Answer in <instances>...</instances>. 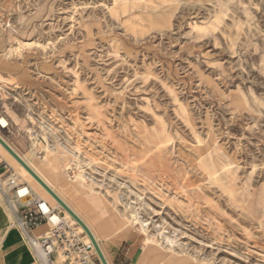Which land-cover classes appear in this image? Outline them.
I'll list each match as a JSON object with an SVG mask.
<instances>
[{"label":"rangeland","instance_id":"obj_1","mask_svg":"<svg viewBox=\"0 0 264 264\" xmlns=\"http://www.w3.org/2000/svg\"><path fill=\"white\" fill-rule=\"evenodd\" d=\"M0 114L110 264H264V0H0Z\"/></svg>","mask_w":264,"mask_h":264},{"label":"built area","instance_id":"obj_2","mask_svg":"<svg viewBox=\"0 0 264 264\" xmlns=\"http://www.w3.org/2000/svg\"><path fill=\"white\" fill-rule=\"evenodd\" d=\"M0 178L11 187L17 199L20 187L26 185L10 165L0 158ZM0 193L7 197L6 189L0 183ZM30 193L24 196L27 198ZM16 214V227L20 229L39 264H102L91 240H87L86 233L78 225L65 218L64 214L50 207L42 208L38 199H27L19 202L18 207L11 205ZM57 213L56 221H51L49 214ZM19 213V214H17ZM41 224L46 229L38 233L32 230Z\"/></svg>","mask_w":264,"mask_h":264},{"label":"crops","instance_id":"obj_3","mask_svg":"<svg viewBox=\"0 0 264 264\" xmlns=\"http://www.w3.org/2000/svg\"><path fill=\"white\" fill-rule=\"evenodd\" d=\"M0 136L19 156H22V154L19 153L1 135V133ZM0 154L7 156L6 155L7 153H0ZM2 181L3 180L0 179V182ZM26 181H27L26 183H28L29 185L33 184L30 183V181L28 180ZM55 185H58V175L56 177ZM55 185L54 188L56 187ZM2 186H4V184H2ZM9 191L10 190H7L6 192L8 193ZM63 191H64L63 197H65V199L68 202L70 201V199L72 200L76 199L77 206L74 207L78 209L80 214L83 215V217H85L88 222L90 221L92 222V220H97V219L100 220L102 216V212L99 210V208L95 204H93L89 199H87L85 196H82L74 187L68 186ZM3 196L4 195L0 194V264H39L38 261L35 259L30 247L28 246V243L24 238L22 231L18 229L15 225L11 224V219L12 217L14 218V216L16 217V214L13 212L12 209L9 208L8 210L6 208L5 204L3 203V201L5 200ZM79 209H81V211ZM109 218L106 221V224L108 225H100L103 232L99 231L98 228L94 227L93 225L90 226L94 230L96 235L99 237V241L103 248L105 257L110 264L111 257L109 259L110 256L109 252L112 253L111 255L113 256L112 258L117 262L119 260L120 254L122 253V247L124 243H121L119 246L116 247L114 243L115 241H109L107 244L108 249H105V245H103L101 239L113 232L111 230H113L114 225L117 227L121 226L119 225V222L113 217L111 212ZM45 229H46V225L41 224L40 226L33 229L32 233L35 234ZM104 231H107V233H104ZM108 231L111 232L108 233Z\"/></svg>","mask_w":264,"mask_h":264},{"label":"bare ground","instance_id":"obj_4","mask_svg":"<svg viewBox=\"0 0 264 264\" xmlns=\"http://www.w3.org/2000/svg\"><path fill=\"white\" fill-rule=\"evenodd\" d=\"M31 45V42H28V41H22L21 44H18L15 46V49H20L21 47L23 46H26V47H30ZM8 125V122L7 120L0 114V126L2 127H5ZM1 137V136H0ZM2 138V137H1ZM0 148L5 152L7 153L13 160L14 162L16 163V165L19 166V169H20V174H18L20 176V178L22 177V174H23V170L24 169L26 172L28 171L1 143H0ZM12 149V148H11ZM13 150V149H12ZM14 151V150H13ZM71 151V150H70ZM15 152V151H14ZM74 152V151H73ZM16 153V152H15ZM50 153V152H49ZM17 154V153H16ZM18 155V154H17ZM19 156V155H18ZM31 169L32 171L58 196V198L70 209V211L75 214L81 221L82 223L84 224V226L87 228V230L89 231V233L92 235V237L94 238L99 250L101 251L104 259L106 260L107 264H109V262L107 261L106 257H105V254H104V251H103V248L101 246V243L99 241V237L96 235V233L94 232V230L91 228L89 222L87 221V219L85 217H83V215L80 214V212L78 211V209H75L73 206H71L69 204V202L62 196L60 195L54 188V185L53 183L46 177V175H44L41 171V168H38L36 165L34 164H31L29 163L28 161L25 160L24 157L22 156H19ZM38 165V163H37ZM47 168V170H49L50 172H52L53 174H55L56 170H57V166L56 164H53V163H50L46 160H44V163H43V168ZM29 172V171H28ZM27 172V173H28ZM30 173V172H29ZM47 173V172H46ZM31 174V173H30ZM86 174V173H85ZM32 175V174H31ZM89 175V174H88ZM32 177L35 179L36 183H38V185H40V187H42V190L44 191H41V188L39 189V186H37L36 184L35 185H29L28 183H26V185L22 186L19 188L18 192H17V199L15 198V200H11L9 201L10 203L14 202H20L22 201L26 195V193H30L31 197L29 196V198H33V199H38L41 201L42 203V208L44 210H50V205L48 204L49 202L52 201V198L55 199L56 201V204L58 205L59 208H61L62 212L65 214V217H68V218H72V221L74 220L77 225H78V228L82 231H84L86 233V239L87 240H91L90 237H89V234L87 233V231H85L84 227L71 215V213L65 209L61 203H59V201H57V199L32 175ZM53 178V177H52ZM81 179V178H80ZM1 184H4L3 181L0 182ZM81 184V183H80ZM82 185V184H81ZM4 186L7 188V190H11V187L4 184ZM80 186V185H79ZM82 187V186H80ZM87 188V187H86ZM85 189V188H84ZM89 189V188H88ZM62 194V193H61ZM7 200V199H6ZM8 202V201H7ZM23 202V201H22ZM89 202V201H88ZM14 205V204H13ZM15 207V206H13ZM133 211V210H132ZM138 215V214H137ZM49 217L51 218V221H56V219L58 218V215L57 213H54V212H51L49 214ZM131 219V218H130ZM138 220L136 216L132 217V221L130 223H133L134 221ZM139 223H140V226H141V230L144 232L146 226H147V222L143 221V220H138ZM94 226V225H93ZM137 226V225H136ZM139 227V226H138ZM100 236V235H99ZM144 237V236H143ZM157 237H159L160 239H162L165 243L167 244H171L172 243V240L170 238H168L167 236H164L163 232H160V233H157ZM158 238V239H159ZM165 245V244H164ZM159 247V246H158ZM168 247V246H167ZM177 251V250H176ZM201 260V259H200Z\"/></svg>","mask_w":264,"mask_h":264},{"label":"water","instance_id":"obj_5","mask_svg":"<svg viewBox=\"0 0 264 264\" xmlns=\"http://www.w3.org/2000/svg\"><path fill=\"white\" fill-rule=\"evenodd\" d=\"M0 143L57 199V201H59V203H61V205L67 209L71 215L84 227L85 231H87V233L89 234V237L96 249V252L101 260L102 264H107L106 260L104 259L101 251L99 250L94 238L92 237V235L89 233V231L87 230V228L84 226V224L82 223V221L75 215L73 214L70 209L58 198V196L32 171V169L11 149V147L0 137Z\"/></svg>","mask_w":264,"mask_h":264}]
</instances>
